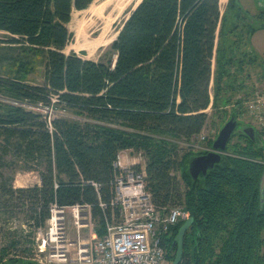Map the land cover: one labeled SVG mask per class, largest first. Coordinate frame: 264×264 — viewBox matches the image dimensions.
Masks as SVG:
<instances>
[{"label": "trees", "instance_id": "1", "mask_svg": "<svg viewBox=\"0 0 264 264\" xmlns=\"http://www.w3.org/2000/svg\"><path fill=\"white\" fill-rule=\"evenodd\" d=\"M93 1L0 0V220L17 218L36 228L52 202L87 204L102 235L112 163L130 150L144 159L153 203L181 205L188 214L162 237L167 264L188 218L177 264H264V129L255 128L261 137L255 141L233 133L220 161L196 179L187 160L208 149L180 154L178 147L200 134L208 107L216 117L214 137L230 115L241 122L254 92L248 68L264 73L251 43L264 31V9L251 14L241 0H227L222 12L219 0H141L110 44L112 66V56L94 61L64 52L72 2L81 10ZM36 61L44 67L41 84L29 76ZM39 104L93 122L57 116L49 127L29 107ZM214 137L204 138L207 148ZM19 169L37 171L39 185L14 187ZM25 241V234L14 233L0 248V261L10 248L25 254Z\"/></svg>", "mask_w": 264, "mask_h": 264}, {"label": "built area", "instance_id": "2", "mask_svg": "<svg viewBox=\"0 0 264 264\" xmlns=\"http://www.w3.org/2000/svg\"><path fill=\"white\" fill-rule=\"evenodd\" d=\"M38 106L29 105L33 109ZM245 108L250 124L264 129V94L251 96ZM52 118H46L49 127ZM130 152L120 151L112 163L113 194L109 214L103 218L102 235L96 233L89 205L52 202L43 225L33 228L20 222L27 234L32 232L25 234L29 244L34 243V248H29L31 255L23 258L36 264H167L162 237L188 214L181 205L158 207L153 203L145 188L144 166Z\"/></svg>", "mask_w": 264, "mask_h": 264}, {"label": "rangeland", "instance_id": "3", "mask_svg": "<svg viewBox=\"0 0 264 264\" xmlns=\"http://www.w3.org/2000/svg\"><path fill=\"white\" fill-rule=\"evenodd\" d=\"M138 1L139 0H94L93 2H91L92 4L90 3L85 9L73 10L71 13L70 21L67 24V29L71 33L72 37L70 42L65 47L64 52L69 53L73 51L84 59H91L94 61H98V60L106 61L109 56H112L113 59L114 54L110 50V44L116 38L118 34V30L122 25L123 21L125 20L126 16L132 10V8L136 6ZM226 1L227 0H219V8L221 12L224 10ZM108 2L109 4L107 5L106 3ZM241 3L243 7L246 10H248L249 13L251 14H256L259 12V10L264 9V0H241ZM102 6L103 7L105 6L104 9H102L103 12L99 13L98 8ZM96 9L98 12L96 11ZM109 16L111 20L108 23L107 20ZM105 24L106 26L109 27L106 29V31H104ZM102 31L104 32V38L99 39V35L103 33ZM251 43L255 51H257L258 54L261 56V58H263L264 60V31L263 30L257 31L252 36ZM211 68L212 70H214V58L212 59ZM248 70L250 74V79L247 81V83L251 84V86L254 87L253 89L254 92L252 97L255 96L256 94H261V95L264 94V77H263L264 73H261V67L260 66L249 67ZM43 73H44L43 65L40 63V61H36V69L32 73H30L29 76L30 78L33 79L35 83L41 84L43 82ZM211 84L212 82L210 83V87ZM241 95L242 92H238L236 94V97H240ZM230 108L231 107L229 106L227 107L228 112ZM34 110L39 111L46 118L61 116L79 122H84V121L93 122L91 119H86L81 116H76L72 114L70 111L63 110L60 108L55 109L53 107L51 108L49 106L39 104L38 108ZM205 111L208 114V118L205 123V126L203 127L200 134L192 138L189 143L185 141H179L178 147L180 154L189 149H192L193 151H198L201 149H209L206 147L204 141L214 137V134L216 132V127L213 126V120H216V117L214 114H211L212 110L210 107H208ZM240 119L241 122H244L245 124L251 123L250 116L247 112H245L240 117ZM109 126L124 130H129L127 128L120 127L119 125L116 124H109ZM235 140L236 137L232 139V142H234ZM129 154L130 156H133V159H135L137 162H140V164L144 165L143 157L131 152ZM34 175L35 173L26 174L25 170L19 169L14 173V179L12 184L14 187H18V185L20 184L23 185L24 187L33 185L35 182ZM66 223L68 226H70L69 218H67ZM17 232L18 233L21 232L22 234H27V230L20 227L19 219L15 218L13 220L12 218L9 219L6 223H3V221L0 220V248L3 245L7 244L8 240L12 238L14 233ZM28 233L32 234V232H28ZM29 234H27V236ZM24 245L29 246L30 249L34 248V243L32 242L29 244L28 241L27 242L25 241ZM30 249H28L27 252L24 254L19 250L10 248L5 258L12 257L16 253H17L16 255H19L22 258L24 256L25 257L30 256L31 255Z\"/></svg>", "mask_w": 264, "mask_h": 264}, {"label": "water", "instance_id": "4", "mask_svg": "<svg viewBox=\"0 0 264 264\" xmlns=\"http://www.w3.org/2000/svg\"><path fill=\"white\" fill-rule=\"evenodd\" d=\"M74 6H75L74 2H72L73 10L75 8ZM134 8H132V10ZM129 14L130 12L126 16L123 23L126 21ZM122 25L120 26L118 32L122 28ZM115 60L116 58L113 60V65L115 63ZM234 132L244 134L252 141H255L256 139L259 140L261 138L259 134L256 132L254 126L250 124L249 125L243 124L242 122L237 120L234 115H230L229 118L222 124V126L217 131V134L211 143L210 149H208L206 153L193 155L188 158L186 170L193 179H196L200 173L204 174L208 169H211L217 162L220 161L222 154L226 152L228 142L230 141ZM259 193H260V204H262L263 195H264V171L262 172L260 177ZM190 222H191V218L186 219L178 230V234H177L178 250L175 259L171 264H177L180 259L183 236Z\"/></svg>", "mask_w": 264, "mask_h": 264}, {"label": "flooded vegetation", "instance_id": "5", "mask_svg": "<svg viewBox=\"0 0 264 264\" xmlns=\"http://www.w3.org/2000/svg\"><path fill=\"white\" fill-rule=\"evenodd\" d=\"M235 133V132H234ZM237 133V132H236ZM12 260L4 258L0 261V264H36L35 262L29 263L27 259L20 257L19 255L12 256Z\"/></svg>", "mask_w": 264, "mask_h": 264}, {"label": "crops", "instance_id": "6", "mask_svg": "<svg viewBox=\"0 0 264 264\" xmlns=\"http://www.w3.org/2000/svg\"><path fill=\"white\" fill-rule=\"evenodd\" d=\"M141 0H139L138 2H137V4L140 2ZM136 4V5H137ZM133 6H135V5H133ZM141 166H144V165H142L141 164ZM26 172V174H33V173H35V175H34V177H35V182H34V184H37V185H39V183H40V179H39V174H38V172L37 171H33V170H31V171H25ZM17 176V175H16ZM17 181V180H16ZM18 187H24L23 185H18Z\"/></svg>", "mask_w": 264, "mask_h": 264}, {"label": "bare ground", "instance_id": "7", "mask_svg": "<svg viewBox=\"0 0 264 264\" xmlns=\"http://www.w3.org/2000/svg\"><path fill=\"white\" fill-rule=\"evenodd\" d=\"M107 5L109 4V2L108 3H106ZM105 7V6H104ZM104 7L102 6V7H100V8H98L99 9V13L101 12H103L102 11V9H104ZM136 7V6H135ZM96 11H97V9H96ZM119 11H121V10H119ZM118 11V12H119ZM98 12V11H97ZM116 14H118V13H116ZM120 14V13H119ZM115 18V17H114ZM117 18V17H116ZM110 20H111V18H110V16H109V18H108V20H107V22L109 23L110 22ZM113 20V19H112ZM105 23H106V21H105ZM107 28H109L108 26H106V24H105V26H104V31H106V29ZM103 32V31H102ZM100 34V33H99ZM102 38H104V32L101 34V35H99V39H102Z\"/></svg>", "mask_w": 264, "mask_h": 264}]
</instances>
